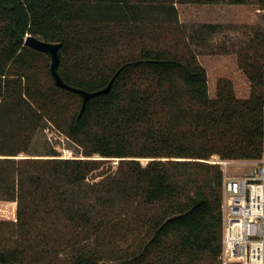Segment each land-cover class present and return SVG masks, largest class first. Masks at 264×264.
Returning <instances> with one entry per match:
<instances>
[{
    "label": "trees",
    "instance_id": "obj_1",
    "mask_svg": "<svg viewBox=\"0 0 264 264\" xmlns=\"http://www.w3.org/2000/svg\"><path fill=\"white\" fill-rule=\"evenodd\" d=\"M175 1L0 0V199L16 201L13 231L0 234V264H192L206 251L220 264L221 185L171 183L168 167L213 154L261 155L264 69L244 58L250 96L237 98L232 82L220 79L210 98L190 47L144 46L135 56L115 49L117 39L131 43L162 28L140 12L155 9L159 21L175 24ZM216 28L199 23L185 40L202 44ZM26 34L61 42L58 71L67 83L93 91L114 77L110 89L78 116L81 96L53 81L76 97L67 111L69 101L45 94L30 67L8 71L36 52L23 44ZM44 117L83 157L19 155ZM109 157L116 168L93 175ZM131 230L127 247L117 245Z\"/></svg>",
    "mask_w": 264,
    "mask_h": 264
},
{
    "label": "rangeland",
    "instance_id": "obj_2",
    "mask_svg": "<svg viewBox=\"0 0 264 264\" xmlns=\"http://www.w3.org/2000/svg\"><path fill=\"white\" fill-rule=\"evenodd\" d=\"M239 1L241 2L235 0L175 1L174 5L177 10L175 24L159 21L161 15L160 13L157 14L155 9L140 12L146 18L147 24L151 21L154 23L153 29L158 26V23H162V28L156 30L153 36L147 31H141L136 36L134 35L131 43L128 40L117 39L115 49L120 53H132L135 56L144 46L190 47L196 54L198 63L205 69L207 92L210 98L216 96V87L220 79H229L232 82L233 91L237 98H248L252 93L253 86L244 71L242 62L244 58L248 57L252 63H254L253 61L258 65L262 63L264 69V0ZM199 23H215L217 24L216 31L208 36L207 41L202 44L195 45L187 42L185 37L188 31L192 26ZM116 31L119 29L117 28ZM25 56L27 66H20L16 62H11L8 71L13 73L17 71V67H30L27 74L33 81L40 84L45 94L55 91L53 96L57 101L60 103L69 101L67 111L75 109L76 97H71L60 89L54 88L53 79L49 73V56L40 51H28ZM43 113L45 115L46 112ZM49 114L53 115V112H49ZM52 150L57 156L83 157L82 147L66 136L61 129H58L52 120L44 117L40 126L31 134L27 152H20L19 155L47 154ZM90 157L101 158L97 154ZM105 159L108 160L101 163L100 168L95 170L93 175L116 168L117 157ZM256 159H220L217 154H213L207 159H199L197 162L172 163L168 167V180L171 183L188 186L220 184L223 199V180L228 176L241 177L250 174L256 165ZM141 161L145 163L146 158H142ZM15 220L16 201L0 199V234H11ZM122 232L118 230V235ZM125 235L126 240L118 239L117 242V245L123 248L127 247L128 243L135 238L136 231L131 230ZM212 263L218 264V257H211L207 251L192 262V264Z\"/></svg>",
    "mask_w": 264,
    "mask_h": 264
},
{
    "label": "built area",
    "instance_id": "obj_3",
    "mask_svg": "<svg viewBox=\"0 0 264 264\" xmlns=\"http://www.w3.org/2000/svg\"><path fill=\"white\" fill-rule=\"evenodd\" d=\"M253 171L223 180L220 264H264V148Z\"/></svg>",
    "mask_w": 264,
    "mask_h": 264
},
{
    "label": "water",
    "instance_id": "obj_4",
    "mask_svg": "<svg viewBox=\"0 0 264 264\" xmlns=\"http://www.w3.org/2000/svg\"><path fill=\"white\" fill-rule=\"evenodd\" d=\"M23 44L29 46L30 48L36 51L44 52L49 56V73L56 86L65 90L76 92L81 96V106L79 109L78 116H80L81 113L83 112L85 104L90 97L100 93H105L110 89L114 77H112L110 81L107 83V85H105L104 87L93 91L86 90L84 88L77 87L67 83L62 78V76L58 71V65L60 59L59 48L61 46V42L48 41L36 35L26 34V36L24 37Z\"/></svg>",
    "mask_w": 264,
    "mask_h": 264
}]
</instances>
